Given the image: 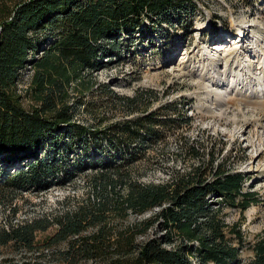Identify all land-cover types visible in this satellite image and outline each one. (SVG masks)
Returning a JSON list of instances; mask_svg holds the SVG:
<instances>
[{
    "label": "trees",
    "instance_id": "1",
    "mask_svg": "<svg viewBox=\"0 0 264 264\" xmlns=\"http://www.w3.org/2000/svg\"><path fill=\"white\" fill-rule=\"evenodd\" d=\"M10 1L0 0V170L20 161L27 167L7 172L0 205L15 191L65 182L83 165L95 170L87 174V196L75 204L65 199L55 212L2 225L0 245L14 250L1 255L0 264H241L243 214L260 198L246 188L245 172L227 162L214 164V157L210 166L202 162L162 181H144L132 169L163 138L156 124L189 123L186 100L104 128L77 121L86 101L76 95L70 101L72 89L93 87L85 73L100 69L103 57L118 56L124 36L181 22L196 10L195 1ZM49 35V46L39 53ZM30 67L26 90L33 103L27 107L19 83ZM145 94L123 101L142 102ZM229 207L240 210V220L228 221ZM132 215L128 223L115 224ZM158 223L164 232L149 235ZM53 225L52 234L38 239ZM249 246L254 256L245 264H264V234Z\"/></svg>",
    "mask_w": 264,
    "mask_h": 264
},
{
    "label": "rangeland",
    "instance_id": "2",
    "mask_svg": "<svg viewBox=\"0 0 264 264\" xmlns=\"http://www.w3.org/2000/svg\"><path fill=\"white\" fill-rule=\"evenodd\" d=\"M13 1L10 5L15 4ZM194 1L196 10L181 16V22L162 24L152 32L145 30L133 37L124 36L118 56L103 57L100 69L85 73L87 82L89 76L94 81L88 84L93 83V87L84 92L72 89L70 101L75 95L86 101V106L81 105L76 113L77 121L104 128L114 121L143 115L169 102L186 100L189 103L187 113L191 116L189 123L176 119L168 126L156 124L163 138L153 141L146 156L136 161L132 169L144 181H162L202 162L210 166L214 157V164L227 162L245 172L248 175L246 188L256 190L260 197L244 212L240 225L246 245L239 258L241 264H245L254 256L249 245L264 234V96L262 92L258 97L248 93L244 82V86L239 85L242 93L233 89L227 97L229 103L219 105L215 102L214 90L227 61H236L237 69L226 77L223 87H227V83L238 84L239 80L249 81L260 74L259 61L264 53V0ZM240 27L248 29L241 42L238 38L239 33L242 35ZM51 40L49 35L39 53ZM221 43L223 48L217 49ZM242 67L244 70H240ZM33 71V67L29 68L19 83V92L27 107L33 103L26 90ZM256 88H261L259 83ZM138 92L146 93L147 99L132 104L123 101L124 97ZM167 111L163 108L162 113L166 115ZM172 115L178 117L175 113ZM193 150H199L201 156H195ZM69 157V167L73 168L71 160L75 156L71 152ZM26 163L3 165L0 182L7 172L26 168ZM94 170L83 165L78 174L65 182L58 181L44 189L33 186L10 193L8 200L0 205V227L55 212L65 199L75 204L87 196V174ZM225 213L231 223L242 217L237 208L229 207ZM133 217L118 219L115 224L119 227ZM56 228L53 225L40 231L38 239H45ZM162 232L158 223L149 235L158 236ZM13 250L11 244L0 245V257Z\"/></svg>",
    "mask_w": 264,
    "mask_h": 264
},
{
    "label": "bare ground",
    "instance_id": "3",
    "mask_svg": "<svg viewBox=\"0 0 264 264\" xmlns=\"http://www.w3.org/2000/svg\"><path fill=\"white\" fill-rule=\"evenodd\" d=\"M242 29H243V31H242ZM238 30L240 32H242V35H243V36L240 35V33L238 34V38H241L239 42H241L243 40L242 38H244V35L246 33L245 31L248 30V29L245 28V30H244V27H240ZM222 44L223 43L217 45L216 48L217 49L218 48H222L223 47V46H221ZM259 65H260V69H261V72H260L259 75L255 76L253 78L251 77V79L249 81H247V79L239 80L240 82H238V84H234V85L231 84V85H229L227 83V87H223L225 85V83H226V80H227L226 77L232 71H234V70L237 69L236 61L231 62V63H229V61H227L225 63V68L223 69L224 71L223 72H220V74H219L220 75L218 77L219 81L217 79L218 83H216L217 86H216V89L214 90V92L216 93L215 102H217L219 105H226V104H228L229 103V100L227 99V97L230 94H232L231 91L233 89H235L239 93H242L241 88H239V85L240 84H243V86H244V82H245V87L248 88V93L254 94V96L258 97L259 94H260V92H262V95L264 96V53H263V56H261V58H260ZM214 66H215V68L218 69V65L217 64H215ZM240 70H244V67H242ZM260 80H262L261 83H260ZM256 81H258V82H256ZM258 83L260 84V87H261L260 89L256 88V84H258ZM247 94H245V95H247Z\"/></svg>",
    "mask_w": 264,
    "mask_h": 264
},
{
    "label": "built area",
    "instance_id": "4",
    "mask_svg": "<svg viewBox=\"0 0 264 264\" xmlns=\"http://www.w3.org/2000/svg\"><path fill=\"white\" fill-rule=\"evenodd\" d=\"M29 66H31V65H29ZM30 68H31V67H30ZM27 73H28V72H26L25 75H26Z\"/></svg>",
    "mask_w": 264,
    "mask_h": 264
}]
</instances>
